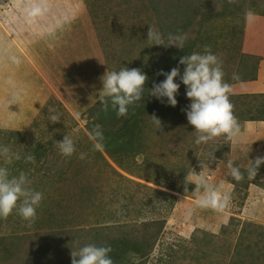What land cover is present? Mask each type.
I'll use <instances>...</instances> for the list:
<instances>
[{"label":"rangeland","instance_id":"1","mask_svg":"<svg viewBox=\"0 0 264 264\" xmlns=\"http://www.w3.org/2000/svg\"><path fill=\"white\" fill-rule=\"evenodd\" d=\"M259 17L264 0H0V46L8 50L0 66V145L22 157L0 166L26 173L44 195L34 223L18 209L0 218V264H71V251L89 243L111 246L114 264H264V163L253 177L247 171L264 157V57L243 50L247 21ZM150 26L163 44L147 39ZM177 36L183 49L167 45ZM205 45L223 60L241 130L232 141L197 145L186 86L176 78L175 107L150 89L165 79L161 70L179 65L182 74L180 58L202 54ZM122 67L148 77L127 118L100 103L101 77ZM49 108L59 122L49 121ZM97 124L103 152L89 136ZM66 135L76 147L70 157L58 148ZM28 154L35 163L25 162ZM230 159L243 180L230 176ZM200 174L224 184L225 209L196 206V185L185 178Z\"/></svg>","mask_w":264,"mask_h":264},{"label":"clouds","instance_id":"2","mask_svg":"<svg viewBox=\"0 0 264 264\" xmlns=\"http://www.w3.org/2000/svg\"><path fill=\"white\" fill-rule=\"evenodd\" d=\"M229 4H234L237 0H227ZM39 12L34 9L33 14ZM251 14V13H249ZM147 39L152 45L163 44L162 35L152 26L148 28ZM167 45H175L183 49L185 41L183 37H169ZM180 65H184L183 73L179 65L173 67L170 72L161 70L160 75L165 79L159 83H154L150 89V95L156 97L161 103L165 102L172 107L177 106L176 99L179 94L180 83L186 86V96L191 103L184 109L187 120L197 133L195 143L208 144L217 138L224 137L232 141L240 133V124L234 112V105L230 100L231 86L225 82L223 71V60L205 45L203 53L193 52L185 55L179 60ZM234 79H238V74H233ZM148 77L138 68L122 67L119 71L106 72L102 77V90L100 93V103L104 111L108 110L109 102L116 111L118 118H127L129 107L138 106L144 98V88ZM49 121L59 122L61 117L55 109L49 108ZM156 129L162 130V122L155 115H152ZM93 141V150L103 152L105 149V137L100 125H95L89 133ZM58 148L61 155L70 157L75 151L74 140L66 135L62 141H58ZM85 153L80 154V159H84ZM22 157L19 153H13L5 145H0V159L4 165H11L13 161H18ZM25 162L35 163V157L28 154L23 157ZM264 163V157H259L247 169L249 176L256 175V171ZM227 167L230 176L234 181L244 179V174L233 160H228ZM190 176V174H188ZM186 176L187 184L194 183L198 193L196 206L200 208H212L215 210L225 209L230 202V194L222 191L224 184L215 185L203 175H197L195 180ZM186 184V185H187ZM31 180L27 174L20 172L18 176L11 175L6 166H0V218L7 219L14 209H18L19 215L29 224L37 219V208L40 206L44 195L40 191H35L31 187ZM111 246H97L94 243L86 244L78 250H72L71 264H114L111 256Z\"/></svg>","mask_w":264,"mask_h":264},{"label":"crops","instance_id":"3","mask_svg":"<svg viewBox=\"0 0 264 264\" xmlns=\"http://www.w3.org/2000/svg\"><path fill=\"white\" fill-rule=\"evenodd\" d=\"M261 18V19H259ZM253 18L258 23L251 24L247 21L246 38L243 46L244 53L248 55H254L264 57V17ZM251 18V21H253ZM258 125L256 123L254 130L255 136L257 135ZM251 130V126L247 128ZM251 131H249L248 138H252Z\"/></svg>","mask_w":264,"mask_h":264},{"label":"bare ground","instance_id":"4","mask_svg":"<svg viewBox=\"0 0 264 264\" xmlns=\"http://www.w3.org/2000/svg\"><path fill=\"white\" fill-rule=\"evenodd\" d=\"M253 19V18H252ZM249 22L251 24H256L258 23L255 19H253V21H251V18L248 20V24ZM6 52H8V50L6 49L5 52L3 50V48L0 46V66H3V64H5V61L6 59L4 57H6ZM12 57V56H9V58ZM9 60H12L11 61V65L14 63V60L13 59H9ZM18 60V59H17ZM42 98L40 97L39 100H41ZM26 101V100H25ZM30 101V100H28ZM26 101L25 104L23 105V109H24V112L25 114H29L31 111H32V104L30 102ZM43 101L41 100L38 104L41 105V107L44 109V106H43ZM35 104V103H34ZM21 110H22V107H21ZM14 116L16 115H19V111L18 110H14ZM47 114H51L49 113L48 111L46 112Z\"/></svg>","mask_w":264,"mask_h":264},{"label":"trees","instance_id":"5","mask_svg":"<svg viewBox=\"0 0 264 264\" xmlns=\"http://www.w3.org/2000/svg\"><path fill=\"white\" fill-rule=\"evenodd\" d=\"M37 261V260H36Z\"/></svg>","mask_w":264,"mask_h":264}]
</instances>
